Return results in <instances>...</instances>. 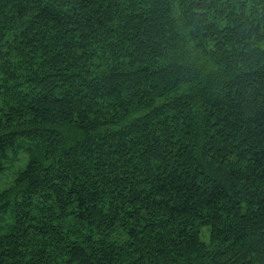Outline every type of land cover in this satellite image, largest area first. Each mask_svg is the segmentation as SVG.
<instances>
[{"label": "trees", "instance_id": "16d2710c", "mask_svg": "<svg viewBox=\"0 0 264 264\" xmlns=\"http://www.w3.org/2000/svg\"><path fill=\"white\" fill-rule=\"evenodd\" d=\"M4 177L0 264H264V0H0Z\"/></svg>", "mask_w": 264, "mask_h": 264}, {"label": "rangeland", "instance_id": "374dc122", "mask_svg": "<svg viewBox=\"0 0 264 264\" xmlns=\"http://www.w3.org/2000/svg\"><path fill=\"white\" fill-rule=\"evenodd\" d=\"M8 178L4 177L3 179H0V190H2L3 188L6 187ZM200 239L201 241L207 243L209 241V228H203L201 230V234H200Z\"/></svg>", "mask_w": 264, "mask_h": 264}]
</instances>
